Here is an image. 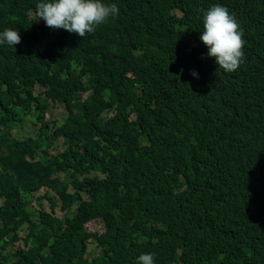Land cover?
<instances>
[{
	"label": "trees",
	"instance_id": "obj_1",
	"mask_svg": "<svg viewBox=\"0 0 264 264\" xmlns=\"http://www.w3.org/2000/svg\"><path fill=\"white\" fill-rule=\"evenodd\" d=\"M40 2L0 0L21 37L0 45V264H264V0H101L119 16L85 38ZM216 4L247 41L232 73L199 39Z\"/></svg>",
	"mask_w": 264,
	"mask_h": 264
},
{
	"label": "clouds",
	"instance_id": "obj_2",
	"mask_svg": "<svg viewBox=\"0 0 264 264\" xmlns=\"http://www.w3.org/2000/svg\"><path fill=\"white\" fill-rule=\"evenodd\" d=\"M35 16L50 29H63L85 38L108 23L110 18H117L119 8L101 0H44L36 5ZM199 39L207 48V57L214 58L218 68L225 73L238 71L244 63L247 41L235 15L227 7L216 4L204 13ZM20 42L18 30L0 32V45L7 44L15 49ZM191 75L198 78L195 71ZM137 264H156L154 254L140 255Z\"/></svg>",
	"mask_w": 264,
	"mask_h": 264
},
{
	"label": "rangeland",
	"instance_id": "obj_3",
	"mask_svg": "<svg viewBox=\"0 0 264 264\" xmlns=\"http://www.w3.org/2000/svg\"><path fill=\"white\" fill-rule=\"evenodd\" d=\"M35 94H37V91H35ZM65 112L62 108H59V107H56L55 105H53L52 103H50V107H49V110L48 112L44 115V120L46 121H51L52 124H50V127L54 128L56 126H60L63 121H64V118H65ZM26 123V121L24 122ZM23 132L26 136L28 137H34V138H37L39 136V133L38 131L35 132V133H30L29 130L27 128H23V130L21 131ZM21 134V133H20ZM21 136V135H20ZM22 138H25L24 136H21ZM61 141H58L57 143H53L52 146L49 148V152L50 153H53V154H56L57 150L56 149H60L61 146ZM51 196H53L54 198V194L52 192H50ZM28 210L29 211H32L36 208V204L34 201H32L28 206ZM58 211V210H57ZM59 215H61V213H59ZM89 228L93 229V230H96V231H101V228L99 226L98 223L96 222H90L88 224ZM87 228V229H89ZM90 230V229H89ZM21 236L25 235V232H21L20 233ZM21 246H23L22 244H20ZM13 250H7V251H4V253H10L12 254ZM9 254V255H10Z\"/></svg>",
	"mask_w": 264,
	"mask_h": 264
}]
</instances>
